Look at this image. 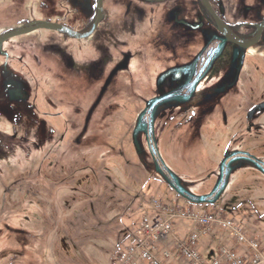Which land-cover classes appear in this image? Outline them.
Masks as SVG:
<instances>
[{
  "label": "flooded vegetation",
  "instance_id": "obj_1",
  "mask_svg": "<svg viewBox=\"0 0 264 264\" xmlns=\"http://www.w3.org/2000/svg\"><path fill=\"white\" fill-rule=\"evenodd\" d=\"M242 151L264 168V0H0V264H46L56 206L64 259L106 252L165 174L223 175L209 206L244 220L264 177L219 169Z\"/></svg>",
  "mask_w": 264,
  "mask_h": 264
},
{
  "label": "built area",
  "instance_id": "obj_2",
  "mask_svg": "<svg viewBox=\"0 0 264 264\" xmlns=\"http://www.w3.org/2000/svg\"><path fill=\"white\" fill-rule=\"evenodd\" d=\"M151 214L144 210L141 216L139 234L133 236V243L119 253L120 264H170L171 252L166 248L158 249L161 241L170 240L183 264H264V245L256 235H249L242 225L227 217L221 211L212 209L194 211L182 207L177 202L166 203L160 198L147 202ZM193 225L186 238H180L174 231L176 221ZM218 227L227 231L235 247L243 246L245 251L237 255L235 248L217 246L214 255L207 259L196 250L201 237L212 235Z\"/></svg>",
  "mask_w": 264,
  "mask_h": 264
},
{
  "label": "rangeland",
  "instance_id": "obj_3",
  "mask_svg": "<svg viewBox=\"0 0 264 264\" xmlns=\"http://www.w3.org/2000/svg\"><path fill=\"white\" fill-rule=\"evenodd\" d=\"M156 185L157 184L154 181H151L150 189L144 195L140 203L145 208L144 210H147L149 214H151V210L147 206V202H149L151 198H160L166 203L177 202L178 205L182 207H190L194 211L210 209L209 205H191L184 199L178 198L175 193L168 190L162 191V189L157 188ZM257 197L259 199H257L255 210L246 216L244 219L243 228L249 235H252L254 230L257 231L258 237H260L261 242L264 245V189L259 192ZM138 203L136 202L135 205L133 204V207H131L123 217V223L132 236H134L136 233L139 234L140 221L143 214V209H141ZM55 209L53 210V213L56 216L57 221L51 228L47 229L46 241L45 245L43 246L46 264H120L117 259V255L128 245L133 243L132 237H128L129 239L123 237L118 243L112 242L104 244L103 246L107 248L109 252H107L108 250L104 252L102 250L100 251L95 249L90 245L81 244L80 254L77 257H74L73 259H64L57 248L58 233L64 229L70 231L69 233L72 234L74 228L72 227V223H67L66 218L65 221H63L62 218L58 220L57 217L59 212L61 214L64 212L67 214V219L71 221L72 217L69 211H66L65 209L62 210V206H56ZM205 239H207L205 236L201 237L198 243H202ZM203 244L204 243L196 248L200 254L204 253Z\"/></svg>",
  "mask_w": 264,
  "mask_h": 264
},
{
  "label": "crops",
  "instance_id": "obj_4",
  "mask_svg": "<svg viewBox=\"0 0 264 264\" xmlns=\"http://www.w3.org/2000/svg\"><path fill=\"white\" fill-rule=\"evenodd\" d=\"M204 210H212L211 207L210 209H203L201 211ZM200 212V211H198ZM251 212H248L246 214L249 215ZM245 216V218H246ZM244 218V219H245ZM241 225H243L244 220H237ZM193 225L191 223L185 222V221H176L174 224V231L175 233L182 239L186 238L187 235L193 230ZM252 235H256L258 236V232L254 230ZM207 239H205L202 243H204V253L202 254L204 257H206L207 259L211 258L214 253L215 250L217 248V246L219 245H224L226 247H234L235 248V252L237 255H242L243 252L245 251L243 246H237V248L235 247L234 243L232 242V239L230 237V235L228 234L227 231L221 230L218 227H215L213 229L212 235L206 236ZM260 238V237H259ZM133 237H132V242H133ZM261 240V239H260ZM202 243H197L196 248L201 245ZM158 249L160 248H166L171 252V258L168 260V262L170 264H183L178 256L177 251L174 249V245L170 242V240H166V241H161L157 244ZM142 264H147L146 262H143Z\"/></svg>",
  "mask_w": 264,
  "mask_h": 264
},
{
  "label": "water",
  "instance_id": "obj_5",
  "mask_svg": "<svg viewBox=\"0 0 264 264\" xmlns=\"http://www.w3.org/2000/svg\"><path fill=\"white\" fill-rule=\"evenodd\" d=\"M231 164L230 168L235 165H245L248 167L256 168L261 173V176L264 177V168H261L260 162L258 159H255L254 157L249 156L247 152H241L240 155L236 153H232L227 159H223V161L219 165V169H224L227 167V165ZM224 173V172H223ZM222 173V174H223ZM167 182L172 185L175 188V193L179 196H181L183 199L188 201L191 204L194 205H213L215 203V200L223 193L221 189L218 188V186L225 181L224 176L222 175L217 181L216 186L212 192L209 194H181L178 188V185L175 181V178L170 174H165Z\"/></svg>",
  "mask_w": 264,
  "mask_h": 264
}]
</instances>
